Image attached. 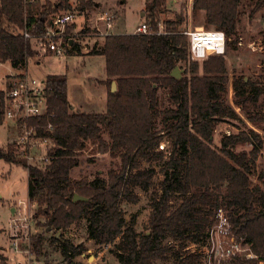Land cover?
Wrapping results in <instances>:
<instances>
[{"label": "trees", "instance_id": "trees-1", "mask_svg": "<svg viewBox=\"0 0 264 264\" xmlns=\"http://www.w3.org/2000/svg\"><path fill=\"white\" fill-rule=\"evenodd\" d=\"M69 1L0 0V64L23 69L35 55L23 32L45 33L51 17L72 9ZM78 2L82 9L91 6L90 0ZM166 6L167 0H144L143 19L150 34L107 35L99 49L94 47L88 53L105 60L106 79L101 81L106 88L104 113L73 110L66 76L45 77L47 112L32 125H38V134L53 144L47 164L28 166L18 159L12 145L0 148L1 161L27 172V199L35 206L34 219H42L36 224L42 233L30 240L37 257L48 246L62 261L73 264L86 248L74 246L63 233L85 220L88 240L96 246L112 245L118 264H154L169 256L172 264H200V255L185 248L205 244L221 209L229 234L247 244L253 255L223 264H264V169L258 165L264 147L258 132L264 125V76L251 78L234 71L230 79L225 55H211L200 64L192 61L181 14L162 20L163 30L156 34ZM243 8L253 19L264 8V0H193L191 18L206 30L223 32L232 40L227 46L236 48ZM73 28L71 25L66 31ZM87 32L83 29L79 34ZM262 35L264 44V32ZM181 66L187 75L179 80L171 77ZM112 82L116 84L114 93ZM229 83L233 106L226 99ZM160 88L166 90L170 107L161 108ZM4 96L0 90V126L4 123ZM221 120L237 122V132L221 135L216 146L213 133ZM104 133L110 143L103 139ZM164 137L168 148L157 151ZM88 144L116 153L120 165L106 179L72 180L70 172L79 165L78 152ZM242 146L248 148L239 150ZM138 160L159 163L163 175L159 190L151 193L143 233L136 232L135 217L126 221L119 207L121 201H139L134 189L149 192L153 187L154 168L140 169ZM74 195L87 201L73 202ZM176 195L180 202L173 206ZM48 230L52 236L46 239ZM169 241L178 242V248L169 247Z\"/></svg>", "mask_w": 264, "mask_h": 264}, {"label": "rangeland", "instance_id": "rangeland-1", "mask_svg": "<svg viewBox=\"0 0 264 264\" xmlns=\"http://www.w3.org/2000/svg\"><path fill=\"white\" fill-rule=\"evenodd\" d=\"M40 1L43 2V0ZM49 1L52 3L57 2V0ZM90 2V7L82 9L78 0H70L69 3L72 9L69 12L59 11L58 13L72 14L74 16V23L71 24L74 25V28L68 32L65 30L66 33L79 34L83 29L88 30L86 34H81L75 38L72 51L56 56L49 52H43L39 46V42L36 43L33 41L31 42L32 45H30L35 55L33 58L27 60L26 73L30 78L40 82H43L48 75H65L68 86V101L72 109L102 114L106 110V88L101 84V81L106 79L105 60L102 56L88 55L94 47L99 49L104 41L103 35L105 34L102 31L99 32L97 28L103 30V26L105 27V25L97 21L96 18L108 12L115 14V26L112 30H108L111 32L110 35H131L135 32L138 25L144 22V0H128L123 5H120L118 0H90ZM189 3L190 0H177L176 5L173 6L170 1L166 6L167 13L161 17L158 29L161 31L163 30L162 20L168 18H170L169 20H173L179 14L185 18V22L181 26L184 31L194 28L205 29L193 22L188 12ZM77 7L80 8V12L77 11ZM243 11V17L241 18L238 28V38H240L242 44L241 46L236 45V48L233 45L229 47L227 44L232 42V40H229L226 44L224 54L226 56L227 71L230 79L233 77L234 71L236 74L244 75L245 77L254 78L264 76V44L262 43V32H264V8H262L253 19L248 18L247 8H243ZM248 44H254L257 50L254 52L251 51L248 49ZM202 62L203 61L199 62V64ZM178 70L179 72L177 73L181 75V77L186 74L183 66ZM22 72L23 70L21 69H13L8 63L0 64V90L6 92L7 85L15 82L14 77L23 74ZM157 96L161 108L171 106L167 100L165 89L160 88L157 92ZM233 96L234 93L229 83L226 99L232 106ZM234 109L244 120L239 109L236 107H234ZM236 125L237 122L235 121L221 120L213 133V144L217 146L223 134L228 135L236 133ZM258 132L264 138V125ZM20 134L21 132L15 130L12 122L4 120L3 125L0 126V148H6L8 145H12L15 150L21 151L18 146L16 147L14 145V139ZM103 139L107 143H110L107 133L103 134ZM165 140L166 138L164 137L157 151L161 150V146L165 147L164 150H167L168 145ZM49 147L50 145L48 144L47 148ZM247 148L248 146H242L239 147V150ZM27 154H31V156L34 157V160L29 161V166L43 167L45 165L43 159L45 155L41 149L34 148L31 150V153ZM18 159L23 160L22 157ZM77 159L79 160V165L70 172V178L72 180H78L83 177H86L89 181L96 177L106 179L108 172L112 169H117L120 165V158L116 153L102 152L98 145L88 144L86 148L78 152ZM137 163L140 169L154 168L156 174L153 178V187L149 192H142L138 188L134 189L135 193L139 196V201L136 204L121 201L119 207L126 221L135 217V230L138 233H143L147 229L151 211V193L159 190L163 175L160 171V165L157 162L138 160ZM258 165L264 169V147L262 155L258 159ZM27 187L28 178L26 170L23 167L8 165L0 160V257L2 264L7 257V249L10 248L11 242L14 240V236L12 237L11 235V226L13 224V216L16 213L18 201L28 200ZM28 202L31 215L30 226L27 232H18V236L23 241L27 235L33 236L37 233H42V227L36 226L37 222L42 223V219H34L35 206L30 201ZM179 202L180 197L178 195L174 196L172 199L173 206H176ZM12 209L14 210L13 213H11ZM216 215L215 219H217ZM216 221L219 220L217 219ZM86 226V221L81 220L63 233L64 238L74 246L83 245L86 248L84 253L74 259L73 264H118L111 252L113 246L94 245L93 242L87 238ZM51 236L52 233H50V231H46L44 234L46 239H49ZM57 236H59V234ZM214 238V241L220 243L221 246H226L230 243V237L228 234L225 236V233H217L214 235ZM178 244V242H168L169 247L178 248ZM21 246L24 248L25 245L22 244ZM185 250L198 254L206 253V251L202 250V246L195 244H188ZM43 253L44 254L40 258L44 261L47 260L48 264H69L62 261L58 253L51 247L45 246ZM214 261H217V258H214ZM172 262L173 260L169 256L165 260L157 261L154 264H172Z\"/></svg>", "mask_w": 264, "mask_h": 264}, {"label": "built area", "instance_id": "built-area-1", "mask_svg": "<svg viewBox=\"0 0 264 264\" xmlns=\"http://www.w3.org/2000/svg\"><path fill=\"white\" fill-rule=\"evenodd\" d=\"M73 19L74 16L72 14H55L46 24L45 33L30 34L24 31L23 37L29 40L31 45L33 41L36 43L39 42V46L43 52H49L56 56L66 54L72 51L75 38L81 35L65 32L67 26L74 23ZM115 19V14L104 13L100 15L98 21L103 22L106 28V32H103L105 34L103 37L110 35L108 30L112 28ZM161 32V30H158L156 34H161ZM133 34H150L149 26L142 22ZM183 34L188 39L190 59L192 61L201 62L211 55L225 54L228 40L221 31L194 28L183 32ZM241 44L239 38L237 45L241 46ZM31 49L33 50L32 46ZM248 49L253 52L257 50L254 44H248ZM21 70H23V74L15 76V82L9 83L8 85L10 86L6 89L3 104V118L4 120L12 122L15 130L21 132L14 139V145L21 149V151H16L26 164L29 166V161L34 160L31 154H27L31 153V150L34 148L41 149L44 152L45 157L43 159L45 164H47L50 160L47 157L48 150L53 147V144L49 139L43 138L38 134V125H32L34 120L40 119L47 112V105L44 98V84L43 82L30 78L26 73V66ZM48 129H51V126H48ZM48 144L50 145L49 148H47ZM160 149L162 150L163 146ZM28 201H18L11 226V235L12 237L14 236V240L11 242L10 248L7 249V257L3 264H47L33 252L30 242L31 236L27 235L24 241L18 236V232H27L30 226L31 215ZM216 214L219 221H216V224L208 232L206 242L202 246V250L206 251V253L199 254L200 264H223L242 255L247 258L253 257L247 244L243 243V241L235 240L229 234V225L224 212L220 209ZM217 233H225V236L228 234L230 243L226 246H221L220 243L215 242L214 235ZM22 244L25 245L24 248L21 246ZM214 258H217V261H214Z\"/></svg>", "mask_w": 264, "mask_h": 264}, {"label": "water", "instance_id": "water-1", "mask_svg": "<svg viewBox=\"0 0 264 264\" xmlns=\"http://www.w3.org/2000/svg\"><path fill=\"white\" fill-rule=\"evenodd\" d=\"M179 68L178 67H176L173 71H172V73H171V77H173V78H175V79H177V80H179V79H181V75H179L177 72H179V70H178ZM116 91V84H115V82H112V84H111V93H114ZM76 201H81V202H86L87 201V199L86 198H83V197H79V196H77V195H74V198H73V202H76ZM13 209L11 210V212L13 213ZM49 231V230H48Z\"/></svg>", "mask_w": 264, "mask_h": 264}, {"label": "crops", "instance_id": "crops-1", "mask_svg": "<svg viewBox=\"0 0 264 264\" xmlns=\"http://www.w3.org/2000/svg\"><path fill=\"white\" fill-rule=\"evenodd\" d=\"M170 1H171V4H173V6H175L176 5V2H177V0H167V5H168V3H170ZM192 1L193 0H190V3H189V13H190V16H191V9H192ZM77 11H79L80 12V8L79 7H77ZM109 13V12H108ZM100 17V16H99ZM98 17V18H99ZM98 18H96V20L98 21ZM168 19H170V18H168ZM101 22V21H100ZM103 23V22H102ZM105 25V24H104ZM115 26V24H113L112 25V28L110 29V30H112L113 29V27ZM97 30L99 31V32H106L105 30H106V28L103 26V30H100L99 28H97ZM108 33H111L110 31H108ZM37 64H39V63H37ZM12 213V212H11ZM1 263V262H0ZM2 264V263H1Z\"/></svg>", "mask_w": 264, "mask_h": 264}]
</instances>
